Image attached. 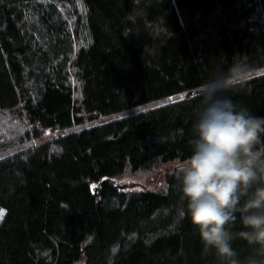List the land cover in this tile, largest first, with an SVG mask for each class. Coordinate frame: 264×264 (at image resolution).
<instances>
[{"label":"trees","instance_id":"16d2710c","mask_svg":"<svg viewBox=\"0 0 264 264\" xmlns=\"http://www.w3.org/2000/svg\"><path fill=\"white\" fill-rule=\"evenodd\" d=\"M237 55L251 78L223 95L264 117V0H0V109L31 126L0 156V264H219L181 216L179 168L202 83ZM173 160L162 183L91 188ZM230 230L243 261L240 213Z\"/></svg>","mask_w":264,"mask_h":264},{"label":"clouds","instance_id":"9594fccd","mask_svg":"<svg viewBox=\"0 0 264 264\" xmlns=\"http://www.w3.org/2000/svg\"><path fill=\"white\" fill-rule=\"evenodd\" d=\"M251 75L247 57L237 55L226 71L220 67L202 83L191 155L179 168L181 216L219 264H264V117L223 95ZM236 213L245 229L237 235L252 248L243 261L232 247Z\"/></svg>","mask_w":264,"mask_h":264},{"label":"rangeland","instance_id":"374dc122","mask_svg":"<svg viewBox=\"0 0 264 264\" xmlns=\"http://www.w3.org/2000/svg\"><path fill=\"white\" fill-rule=\"evenodd\" d=\"M64 15L63 17L68 21V23L72 26V20L68 16V14H62ZM70 21V22H69ZM73 84L75 86V91H76V96L79 97L80 93V86L79 82L73 78ZM146 106H139V107H131L126 111L125 114H109L105 115L104 117H99L94 120H89L86 119L85 124L87 126L89 125H96V124H101V123H106L108 121H112L113 119H116V117L119 116H130L132 114H136L141 112L142 110L145 109ZM31 126L29 125L28 120L19 113V111L16 108H2L0 109V156L12 153L13 150L24 143H22V140H19L24 137V133L27 130H30ZM75 130L79 129L78 126L74 127ZM61 130H44L42 135L34 139L36 141V144L44 141H50L53 140L56 137H59L61 135ZM180 164L178 160H173L170 162H166L161 165V169H164L160 171V167H156L155 169L152 170H132L128 168L124 173L120 174L117 176V180L119 181H134V182H140V181H146L149 182L148 184L150 185H155L156 183H159L161 181L164 182L165 180V170L166 167H175L176 165ZM159 174V180L157 181L153 179L156 177V175ZM151 182H150V181ZM0 209L3 210V215H4V208L0 207ZM2 218H0L1 221Z\"/></svg>","mask_w":264,"mask_h":264},{"label":"water","instance_id":"95a60500","mask_svg":"<svg viewBox=\"0 0 264 264\" xmlns=\"http://www.w3.org/2000/svg\"><path fill=\"white\" fill-rule=\"evenodd\" d=\"M192 93L195 91H191ZM105 182H112L113 184L119 186V187H125V186H130L134 183L131 182H119L114 178L111 177H104L101 181H99L98 183H93L91 185V188L93 190L94 193L98 192V188L101 187Z\"/></svg>","mask_w":264,"mask_h":264},{"label":"snow or ice","instance_id":"6c2138e0","mask_svg":"<svg viewBox=\"0 0 264 264\" xmlns=\"http://www.w3.org/2000/svg\"><path fill=\"white\" fill-rule=\"evenodd\" d=\"M2 217H3V210L0 209V218H2Z\"/></svg>","mask_w":264,"mask_h":264}]
</instances>
